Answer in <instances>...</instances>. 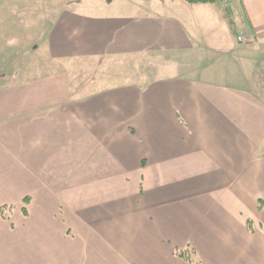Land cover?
Here are the masks:
<instances>
[{
    "label": "crops",
    "instance_id": "crops-1",
    "mask_svg": "<svg viewBox=\"0 0 264 264\" xmlns=\"http://www.w3.org/2000/svg\"><path fill=\"white\" fill-rule=\"evenodd\" d=\"M92 3L54 11L49 75L0 86V264H264V0L126 18ZM111 56L144 80L54 70ZM205 56L225 79L195 77Z\"/></svg>",
    "mask_w": 264,
    "mask_h": 264
},
{
    "label": "rangeland",
    "instance_id": "rangeland-1",
    "mask_svg": "<svg viewBox=\"0 0 264 264\" xmlns=\"http://www.w3.org/2000/svg\"><path fill=\"white\" fill-rule=\"evenodd\" d=\"M177 1L179 0H0V86L13 85L23 80H33L51 73L50 67L53 68L54 63L47 56L46 31L53 21L56 13L54 11L60 10L63 6L73 12L88 14L96 10L92 2H99L104 5L105 17L123 18L131 16L133 13L138 16H146L147 12H152L151 9L159 7L158 11L154 12H160L163 16H176ZM218 4L220 5V2ZM167 7L168 13H166ZM184 7L187 11L191 6L185 4ZM99 10L101 9L99 8ZM179 10L181 9L179 8ZM224 21L228 28L235 23L232 16L229 21L224 16ZM183 58V56L179 57L180 60ZM203 58L207 61L211 72L208 70V73H205L206 77L202 72H199L195 77L223 80L225 78L220 75L217 77L216 72L213 73L212 70H215L216 67L222 71H225V68L227 70L232 68L229 61L213 63L215 56ZM177 64L180 67L181 65L187 66L183 63L177 62ZM88 65L95 69L92 75H104L105 83L108 84H121L128 80L129 83L144 80L145 63L136 57L111 56L103 60L71 61V64L67 65L64 63L55 64L54 70L65 71L66 69L69 71V75L74 72L78 77L81 74L78 69L84 66L88 67ZM232 82L240 83L239 81Z\"/></svg>",
    "mask_w": 264,
    "mask_h": 264
},
{
    "label": "trees",
    "instance_id": "trees-1",
    "mask_svg": "<svg viewBox=\"0 0 264 264\" xmlns=\"http://www.w3.org/2000/svg\"><path fill=\"white\" fill-rule=\"evenodd\" d=\"M184 3L188 5H196V4H214L218 3L221 0H182ZM23 203L26 205L29 203V200L27 198L23 199ZM12 213V208L11 207H0V217L4 220H9L10 215ZM22 214L26 215L25 208H22ZM191 251L190 250H183L181 252H178V256L182 259H185L188 262H192V264H198L193 263L192 258H191Z\"/></svg>",
    "mask_w": 264,
    "mask_h": 264
},
{
    "label": "built area",
    "instance_id": "built-area-1",
    "mask_svg": "<svg viewBox=\"0 0 264 264\" xmlns=\"http://www.w3.org/2000/svg\"><path fill=\"white\" fill-rule=\"evenodd\" d=\"M247 39L244 37V36H239V37H237V42L238 43H247Z\"/></svg>",
    "mask_w": 264,
    "mask_h": 264
}]
</instances>
